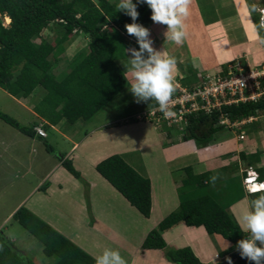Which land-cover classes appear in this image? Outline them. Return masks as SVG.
Instances as JSON below:
<instances>
[{"label": "trees", "instance_id": "16d2710c", "mask_svg": "<svg viewBox=\"0 0 264 264\" xmlns=\"http://www.w3.org/2000/svg\"><path fill=\"white\" fill-rule=\"evenodd\" d=\"M117 4L113 0H0V89L15 98L30 97L36 89L41 94L38 104L32 109L35 120L29 125L20 124L1 110L0 120L29 140V149L34 145L36 150L54 153V147L47 141L50 134L48 129L52 130L62 120V125L65 122L74 124L78 120H90L126 85L124 74L128 54L125 49L138 48V45L128 39L132 36L126 33L124 25L132 21L125 13L117 10ZM248 4L250 8L251 3ZM252 8L254 24L259 36L264 37V30L259 26V12L255 11L254 6ZM137 11V23L152 21L151 10L146 4H138ZM1 16L9 17L7 26L3 25ZM51 28L54 34L53 44L41 37L44 30ZM80 34L87 36L86 46L67 60L68 72L63 78L57 79L55 70H60L56 68L59 57L64 58L66 45ZM223 71L226 72V65H223ZM182 83L187 86L193 84L185 80ZM262 87L264 88V81ZM150 106L155 107V102L151 101ZM262 115L264 94L254 100L224 104L210 113L198 111L187 115L188 123L183 130L182 139H194L198 146H204L215 133L231 127L219 124L221 119L227 118L232 123L252 117L246 123L255 129L259 122L253 120ZM242 127L244 125L239 130ZM36 128L42 129L44 135H40ZM165 130L174 135L179 131L175 127H167ZM34 148L33 155L37 153ZM257 155L254 153L246 156L243 152L240 153L241 158L248 159L249 164H255ZM56 159L74 177L82 180L80 171L75 170L70 157L65 153H56ZM95 169L140 214L149 217L151 196L148 177L140 175L120 154L102 159ZM257 170L259 178H263V169ZM181 172L186 176L182 181V188L190 192L182 196L186 189L180 188L178 209L168 213L148 232L141 247L164 249L166 243L163 232L179 223L189 227L203 226L208 234H219L231 243L221 254L230 253L232 264H250L240 257L236 249V242L247 234L241 231L237 222L216 198L207 193L198 194L212 184L210 176L205 178L203 174H194L191 167H185ZM47 182L44 179L38 189H44ZM12 218L39 241L46 255L56 257L53 264H95L91 255L26 206H19ZM23 252L0 230V264H37ZM166 259L175 264H203L189 246L168 250Z\"/></svg>", "mask_w": 264, "mask_h": 264}, {"label": "rangeland", "instance_id": "374dc122", "mask_svg": "<svg viewBox=\"0 0 264 264\" xmlns=\"http://www.w3.org/2000/svg\"><path fill=\"white\" fill-rule=\"evenodd\" d=\"M198 2L204 3L205 0H198ZM253 3H260V0H253ZM261 4L262 3H260V5ZM252 6L253 4H250L251 14L253 13ZM1 21L3 24H6L4 16H1ZM51 27L53 28L54 26ZM52 28L46 29L41 33V37L51 44L54 43ZM243 35L244 37L242 38H245L246 35L244 33ZM150 38L152 39L151 35ZM190 39L188 40V38L185 37L183 45L178 46L168 41L163 34L160 38H157V42L159 43L158 49H162L163 47L167 48L168 46L170 51H173V56L177 59L178 68L183 70L184 67H187V63H189L187 59L197 52L200 53V58L203 59V62H205V59H208V56H206V49L208 47L206 48V46L202 44V41L193 42L192 38ZM35 41L39 42V39ZM188 41L193 43V46L190 47ZM87 42V36L80 34L75 37L73 42L66 45L65 56L64 58L59 57V62L56 65V68L60 69L55 70L57 79H61L65 76L68 72L67 60L69 61L72 59L75 53L86 46ZM262 58H264V54H262ZM212 65L214 66V64ZM222 68L223 66L221 65L220 73L219 70L216 71L218 75L221 74ZM227 69L228 64H226V70ZM206 71H208V66ZM197 73H199V70H197ZM178 75L176 77L177 83L182 81V79H178ZM127 76L128 80H130L129 74H127ZM199 77L200 74L198 75V79ZM197 81H194V83ZM128 85H130L129 81ZM32 95L35 96L33 97ZM30 97H26L25 99L20 98V102L25 103L24 105L26 108L28 107L32 110L33 106L38 104L41 94L39 90L36 89ZM149 103H137L126 86L121 90L120 94L113 98L103 109L99 110L90 120H78L74 124L65 122L64 125H62L64 122L62 120L61 131L70 136L72 140L78 141L84 133L91 129L97 132L83 143L84 147L87 146L88 148L86 151L82 146L74 152L70 151L72 142L55 132L59 131V129L54 131L48 129V133L50 134L47 141L54 147V153L44 152L43 149L36 150L34 145L29 149L28 140L17 130L0 120V230L15 242V246H17L20 251H24L23 253L33 258L37 264H53L56 261L55 256L46 255L39 241L12 218V214L17 209L12 213L10 212L17 205L18 207L24 205L31 209L41 219L47 221L55 230L81 247L93 258L99 254L104 247H109L119 250L128 264H173L166 259L168 250L188 246L186 245L188 241L191 242L190 244L194 248L198 247L199 241H202V235L205 233L202 230L203 228L188 227L189 230L192 229L191 231H201L200 235L192 234L193 236L191 237L190 234H188L183 236L179 232V229L185 226V224L179 223L163 232L162 236L166 243L164 249H155V252L153 250L147 251L143 249L141 247L143 242L142 239L144 240L148 232L155 227L151 226L150 222H147L148 220H146V217L144 218L136 208L132 207L124 196L114 188L112 189L110 187L111 184L96 171L95 167L101 160L97 161L95 165L91 164L92 160H94L92 158L94 156H100V152L102 151H105L103 154L110 152H112V154H120L124 161L133 167L140 175L144 173L143 176L148 177L149 180L151 179L154 186L157 188L159 187L160 191H158V194L160 193L161 200L157 202H160V205L161 203H170L172 200L173 202L175 201L174 196H172L168 188V184L172 182H174V186L171 185L180 198V188L184 186L182 185V181L184 177H186L184 176V172L179 171L178 173H171L170 178L167 175L168 168L165 173L162 172V164H160L162 163V148L159 144L157 145V143L154 142L157 136L156 132L155 134L152 132V128L155 127V124L151 121L136 119V115L145 108H151V106L149 107ZM26 108L17 104L15 98L0 89V110L16 119L20 124L27 126L33 122L35 118L31 114V110H26ZM127 114L133 115L127 118L129 123L124 124L120 121L121 123H117L119 127H111L109 130H106L105 127L103 129H98V125H102L106 121H111L114 117L123 118V116ZM262 120L264 121V115L253 120V122H259L258 125L260 124L259 127L261 128L257 126L256 130L258 131L259 129L262 131L263 134L261 136H259L258 132H255L252 127L248 126L250 125L249 123H244L236 127L225 128L224 138L231 139L235 134L234 132H238L239 138L248 139V146L254 147L256 143L255 139H257L260 145L257 151H263L260 144V140L264 139V130L262 129L264 128V123ZM130 125L134 128L133 132ZM243 125L244 127L239 130ZM167 127V121H162L161 127L159 129L156 128L157 131H163L167 129ZM241 131H244L245 135H242V133L240 134ZM166 132L165 130V133ZM203 132H205V129ZM151 133L153 135L150 140ZM249 133H252L253 137H250ZM175 136L181 139L182 133L176 132ZM228 139L226 140L227 143ZM100 142H103L102 145L106 148L97 147L96 144ZM210 143L212 142L210 141ZM117 145H122V148H124L123 153L110 150L117 148ZM177 147L179 152H183L187 148H190V145L186 147L182 142ZM33 148L37 151L34 155L32 152ZM203 148V144L198 146L199 150ZM233 151H235V147L220 152L204 153L202 158L206 160L208 155L213 158L217 156L216 159H220V162H226L229 156L227 153L230 154ZM56 153H68V155L71 156L70 159L72 160V164L75 170L80 171L82 180H78L66 168L59 164L56 159ZM165 154L168 155V151H166ZM84 155L91 158L88 160L85 156L84 160ZM42 156H47L49 162L44 166H39L37 162H42ZM55 164H58L57 169L54 167ZM50 168L52 172L46 178L48 182L44 189L39 190L38 187L43 180L41 177L46 174ZM211 170L212 176L217 177L215 189L219 191L223 179L230 171V166L223 168L219 166L218 163L213 166ZM91 179L93 180L91 181ZM90 181L91 184L96 182L95 190H88ZM91 187L94 188L93 185H91ZM187 188L189 189L190 187L187 186ZM188 192L190 191L186 189L182 196H186ZM125 208L126 210H122ZM176 209H178V203L173 210ZM156 217L158 218L157 213ZM232 218L238 223L236 215L233 214V212ZM217 237L223 239L221 236ZM209 239V243L214 244L217 249L225 250L224 247L219 245V240L216 239L213 234L209 235ZM195 256L198 257L197 255Z\"/></svg>", "mask_w": 264, "mask_h": 264}, {"label": "crops", "instance_id": "0c3cea01", "mask_svg": "<svg viewBox=\"0 0 264 264\" xmlns=\"http://www.w3.org/2000/svg\"><path fill=\"white\" fill-rule=\"evenodd\" d=\"M113 2L118 3L119 0H113ZM262 2L264 3V0L262 1L260 0V3ZM248 3L253 4L256 12L258 11L259 8H261L260 6L262 7L264 6V5H260V3H256V4L253 3V0H205L204 3H200L198 2V0H193L192 5L190 6V14L185 20L186 33H187L186 38H188V40L192 38L193 42L202 41V44L206 46V48L208 47L206 49V56H208V59H205V62H203V59L200 58L199 52H197L196 54H193L187 59L189 62L187 63L188 64L187 67H184L183 70L179 68L180 71L178 73L179 74L178 79L189 81L194 84V81L198 80V74L213 73V72L216 73V71L218 70L220 71L221 65L223 66L226 64L241 63L242 65L248 64L250 66H253L261 61L263 44H261L259 40L256 38L257 34L259 35V32H258V28L254 24L251 10L248 7L249 6ZM233 6H234V9H233ZM142 25L150 30V35L152 36V41H153V47L157 50H164L173 56L174 53L173 51H170V48L168 46L167 48L163 47L162 49L161 48L158 49L159 43L157 42L158 41L157 38H160V36L164 34L166 30L165 26L153 23L152 21L150 23H144ZM243 33L246 35L245 38H242L244 37ZM128 39L136 43V40L134 37H129ZM188 43L190 44V47L193 46V43H191L190 41H188ZM212 64H214V66ZM207 66H208V71H206ZM197 70H199V73H197ZM191 73L195 74L196 76L194 77V75H192ZM127 74L128 73L126 71L124 76L127 79V83L123 88H125L126 86L127 87L130 86L128 85V81L130 83V80H128ZM189 75H191V77H189ZM121 90L116 94V96L120 94ZM15 101L20 106L26 108V106L24 105L25 103L20 102L21 101L20 98H15ZM26 110H31V109L27 107ZM144 110H146V108ZM30 112L32 115H35L33 110H31ZM132 116H133L132 114L130 115L127 114V115H124L123 118L114 117L113 120L106 121L104 124L98 125V129H103L105 127L106 130H109V128L111 127L118 126L117 123H121L120 121H122V123L124 124H127L129 123L128 122L129 120H127V118L132 117ZM262 122L264 123L263 120ZM60 123L61 122L54 125L52 130L54 131V130L59 129V131H55V132L58 133L60 136H63L64 138H67L68 140L72 142L70 151H73V152L76 151L81 146L84 147L83 143H85L86 139H88L89 137H92L94 133H97L93 131L94 129H91L87 131L86 133H84V135L81 138H79L78 141L72 140L70 136H68L67 134L61 131V126L59 127ZM130 126L132 127V125ZM262 129L264 130V128ZM133 130L134 128L132 127V132ZM253 130L255 132H258L259 136L263 134L262 131H260L259 129L258 131L256 130V128ZM152 132L153 134H155L156 132V136H157V139H154V142H156L157 145L159 144L160 147L162 148V163H160L162 164L161 166L163 169L162 172L165 173V171L168 168L167 175L169 178L171 176V173L173 174L178 173L179 171H181V169L185 167H191L192 172L194 174H203L205 175V178H207V176H210L211 178L213 177L212 170H211L213 166L217 165L218 163H219V166H222L223 168L230 166V171L223 179L222 186L219 191H216L215 184L214 185L209 184V186L203 188L201 190L202 192H198V194L207 193L211 195L212 197L216 198L219 201L218 203L224 209H226L227 212L231 216H232V212L233 214L236 215V220L238 221V217L242 209L244 208L246 202L249 199L253 198L249 194H247L243 188V185H242V177L244 175L243 170L246 167L251 166L252 168L256 169V171H258L257 170L258 168H262L264 172V139L260 140V144L263 148V151L261 150L257 151L258 146H260L259 141H257V139H255L256 143L254 147L248 146L247 145L248 139H245V138L241 139L239 138V133L234 132L235 134L233 137H231V139L227 138L228 139V143H227L226 141L227 139L224 138L225 129H223L222 131L215 133L213 137L207 143L204 144V148L202 150H199L196 144L197 141H195L194 139H182V138L179 139V137H176L173 134H170L168 132L165 133V130L157 131L156 127L152 128ZM241 133L242 135H245L244 131H241L240 134ZM153 134L152 133L150 134V140ZM249 134H250L249 135L250 137H253L252 133H249ZM102 136H105V135H102ZM31 141L33 140L31 139ZM210 141L212 143H210ZM182 142L186 145V147L190 145V148H187L183 152H179L177 146H179V144ZM102 144L103 142H100L99 144L97 143L96 145L99 148H102V147L106 148ZM122 145L121 146L117 145L118 146L117 148L110 149V150H114L113 152L123 153L124 148H122ZM234 147H235V151L231 152L230 154L227 153L229 156L226 162L225 161L220 162V159H216L217 156L216 158H213L208 155V157H206V160L202 158V155L204 153H209V152L211 153V152H216V151L220 152V151H224V150L231 149ZM86 149H88L87 146L84 147L85 151ZM166 151H168V155L165 154ZM103 152L105 151L100 152L101 153L100 156H97V157L94 156L92 158L94 159L91 162L92 165H95L97 161L102 160L112 155V152L107 153V154L105 153L103 154ZM242 152L246 156H249L250 154H254V153L258 154L257 161L255 162V164H249L247 161L248 159L243 160L240 156V153ZM66 156L71 157L68 155V153H66ZM85 156L86 155H84L83 157L84 160H85ZM86 158L89 160L91 157L86 156ZM48 162L49 161L47 157L42 158V162H38V165L44 166ZM57 165L58 164L54 165L56 169L58 168ZM173 167H174V170H173ZM233 167H234V170H233ZM51 172H52V169L50 168L48 172H46V174H44L41 178L43 180L46 179L47 176H49ZM142 175H144V173H142ZM92 180L93 179H91V181ZM261 180H264V177L261 178ZM91 181L89 182V189H88L89 191L95 190L96 182H93L91 184ZM90 184L93 185L94 188H92ZM171 184L174 186V182H172ZM171 184H168V188L170 189L172 196H174L175 201L173 202L172 200V202L170 203H164V204L161 203L160 205V202H157L161 200L160 198L161 195L160 193L158 194V191H160L159 187L157 188L156 186H154L153 182H151V179H150L151 207H150V215L149 217H146V220H148L147 222H150L151 226L153 227H155L159 223V221L162 220L168 213L173 211L174 207L177 206V203L179 205L180 198L178 194H176L175 189ZM110 187L113 189L112 186ZM17 207L18 205L10 213H12L15 209H17ZM122 210H126V208ZM121 212H124V211H121ZM156 213L158 215V218L156 217ZM188 227L189 226L186 227V225L180 227L179 232L183 236L188 235V234H190L191 237L195 234L200 235L201 231H191L192 229L189 230ZM199 227H202L203 228L202 230L205 233H203L202 241H199L200 243L198 247L194 248L190 244L191 243L190 241H188L186 245H188L193 250L195 255L199 257L197 258L203 264H215V263L223 264L225 263L226 262L225 257H229L230 253L226 255L221 254V251H224V250H219L214 246V244L209 243L210 234L209 235L207 234L203 226H199ZM198 230H201V229H198ZM213 235L214 237H216V239L219 240L218 243H220L219 245H221L222 247L224 248L227 247L226 242L231 245V243L228 240L224 239L221 235L219 234H213ZM217 236H221V238L223 239H219V237ZM145 250L147 251L153 250L154 252L156 251L155 249H145Z\"/></svg>", "mask_w": 264, "mask_h": 264}, {"label": "clouds", "instance_id": "9594fccd", "mask_svg": "<svg viewBox=\"0 0 264 264\" xmlns=\"http://www.w3.org/2000/svg\"><path fill=\"white\" fill-rule=\"evenodd\" d=\"M141 3L146 4L151 10L150 19L153 23L165 26L166 30L164 32V37L168 41L182 46L187 35L185 20L190 14V6L193 0H136V3H133V0H119L116 6L118 11L130 17L132 22L125 24L124 28L128 35L135 38L138 45V48L125 49L128 54L126 71L130 77V86L128 90L137 103L143 102L148 104L150 101H154L163 116L166 119L174 121L177 119V113L173 110V96L177 90L176 77L179 73L178 62L177 59L168 52L155 49L153 47V41L150 38V30L136 22L139 18L137 5ZM6 18L7 16H4L6 23L3 24L4 26H7L10 22V19L6 21ZM260 27L263 28L264 24ZM256 38L263 44V48L264 37L257 34ZM263 60L264 58L253 66L234 63L228 64V67L237 64L245 69L249 67H260ZM227 71L228 69L224 73L222 68L221 74H226ZM202 74L205 73H201L200 75ZM198 82L199 79L197 83ZM195 84L196 83L192 85ZM253 170L256 174L249 180L251 182H249L250 187L248 190L245 189L242 182L245 192L253 198L246 202L238 217L240 229L242 232L246 233L247 236L236 242V249L240 257L249 261L250 264H264V180L259 178L256 169L253 168ZM243 172L245 173L244 170ZM244 176L245 174L243 177ZM216 179L217 177L213 176L210 178V182L214 185ZM226 244L227 247L225 250L231 246L227 242ZM225 259L227 264H232L230 257H225ZM94 260L95 264H128L119 250L109 247H104L103 250L94 257Z\"/></svg>", "mask_w": 264, "mask_h": 264}, {"label": "built area", "instance_id": "2783aa9c", "mask_svg": "<svg viewBox=\"0 0 264 264\" xmlns=\"http://www.w3.org/2000/svg\"><path fill=\"white\" fill-rule=\"evenodd\" d=\"M260 26L264 24V7L259 9ZM264 28V27H263ZM264 54V46L262 48ZM264 79V60L260 67L244 68L237 64L229 66L226 74L205 73L200 75L199 82L195 85L187 86L182 81L177 83V90L173 96L174 108L177 113V119H166L163 114L155 106L150 109L141 111L136 115L138 120H147L155 124L158 129L161 127L162 121H167L168 127H175L179 133H183L187 123V115L203 111L210 113L214 109H220L224 104H231L238 101L253 100L264 93L262 83ZM242 120L240 122H230L227 118L221 119L219 124L226 126H238L250 120ZM40 135L44 132L40 128H36ZM245 176L243 177V184L248 190L249 180L256 174L252 167L244 169Z\"/></svg>", "mask_w": 264, "mask_h": 264}, {"label": "bare ground", "instance_id": "6f19581e", "mask_svg": "<svg viewBox=\"0 0 264 264\" xmlns=\"http://www.w3.org/2000/svg\"><path fill=\"white\" fill-rule=\"evenodd\" d=\"M9 20V18L7 17V21Z\"/></svg>", "mask_w": 264, "mask_h": 264}, {"label": "snow or ice", "instance_id": "6c2138e0", "mask_svg": "<svg viewBox=\"0 0 264 264\" xmlns=\"http://www.w3.org/2000/svg\"><path fill=\"white\" fill-rule=\"evenodd\" d=\"M249 182H251V181H249Z\"/></svg>", "mask_w": 264, "mask_h": 264}]
</instances>
